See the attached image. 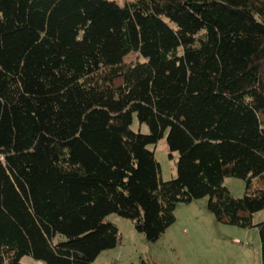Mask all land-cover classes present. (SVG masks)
I'll list each match as a JSON object with an SVG mask.
<instances>
[{
    "label": "trees",
    "instance_id": "obj_1",
    "mask_svg": "<svg viewBox=\"0 0 264 264\" xmlns=\"http://www.w3.org/2000/svg\"><path fill=\"white\" fill-rule=\"evenodd\" d=\"M205 196L264 264V0H0V264H95L110 214L154 242Z\"/></svg>",
    "mask_w": 264,
    "mask_h": 264
},
{
    "label": "rangeland",
    "instance_id": "obj_2",
    "mask_svg": "<svg viewBox=\"0 0 264 264\" xmlns=\"http://www.w3.org/2000/svg\"><path fill=\"white\" fill-rule=\"evenodd\" d=\"M115 1L118 4L126 2ZM130 128L133 131L148 132V126L140 123L135 114ZM148 148L153 151L159 163L160 179L166 181L175 177L178 154L169 151L165 136L156 144L148 145ZM223 184L235 197H241L247 189L245 180L232 176L225 177ZM256 186L257 181H252L251 189ZM207 201L208 197L205 196L190 203H178L174 211L175 221L154 242L147 241L129 220L110 214L108 220L116 222L115 219H124L128 226L118 227L121 242L101 252L95 264L110 261L116 264H262L258 228H241L218 222L206 208ZM262 220L264 210L253 214L254 225ZM22 262L38 264L29 256L23 257Z\"/></svg>",
    "mask_w": 264,
    "mask_h": 264
},
{
    "label": "crops",
    "instance_id": "obj_3",
    "mask_svg": "<svg viewBox=\"0 0 264 264\" xmlns=\"http://www.w3.org/2000/svg\"><path fill=\"white\" fill-rule=\"evenodd\" d=\"M111 221H113V220H111ZM114 221H116L117 223H120V224H117L116 222H114V223H116L117 224V226L118 227H121V225H123L122 227H126V226H128V223H127V221H125L124 219L122 220V219H118V220H114ZM122 231V230H121ZM110 262H113L114 264H116L114 261H110ZM38 264H43L42 262H37ZM109 263V262H108Z\"/></svg>",
    "mask_w": 264,
    "mask_h": 264
}]
</instances>
